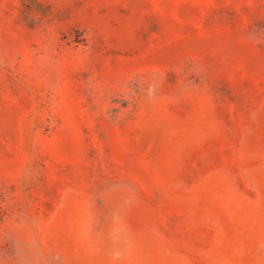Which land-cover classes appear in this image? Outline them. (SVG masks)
<instances>
[{"label":"rangeland","instance_id":"1","mask_svg":"<svg viewBox=\"0 0 264 264\" xmlns=\"http://www.w3.org/2000/svg\"><path fill=\"white\" fill-rule=\"evenodd\" d=\"M0 264H264V0H0Z\"/></svg>","mask_w":264,"mask_h":264}]
</instances>
